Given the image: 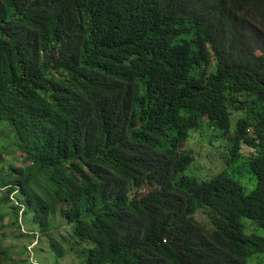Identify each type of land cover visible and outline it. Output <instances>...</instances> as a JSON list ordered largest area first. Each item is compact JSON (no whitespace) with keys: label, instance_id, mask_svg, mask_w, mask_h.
Listing matches in <instances>:
<instances>
[{"label":"trees","instance_id":"1","mask_svg":"<svg viewBox=\"0 0 264 264\" xmlns=\"http://www.w3.org/2000/svg\"><path fill=\"white\" fill-rule=\"evenodd\" d=\"M0 166V264H264V0H0Z\"/></svg>","mask_w":264,"mask_h":264},{"label":"rangeland","instance_id":"2","mask_svg":"<svg viewBox=\"0 0 264 264\" xmlns=\"http://www.w3.org/2000/svg\"><path fill=\"white\" fill-rule=\"evenodd\" d=\"M210 133V131L204 129L198 139H193L194 145L191 147L194 155V161L184 172L186 175L195 176L198 179H208L212 176L213 169L218 167L216 164L218 154L220 153L222 155V146L224 144L221 141H214V139H212L210 136ZM197 136H199L198 133ZM241 151L244 154H248L250 149L247 146H243ZM9 163L13 164V161L10 160ZM214 172L216 173V171ZM250 178L251 176L248 172H243L238 177V181L242 184L245 192H249L254 185L253 177L251 178L252 180ZM6 222H8V219H6ZM25 226L26 231L34 230V228L28 226L27 224H25ZM23 231L24 230H22V232ZM9 232L11 237L6 240L7 245H11L15 252L17 249H21L18 250V252H23V256L27 257L26 250H28L29 245L34 242V236L29 234L26 237H20V232L17 229L10 230ZM44 239L45 238L41 235L39 238L40 243L38 242L37 246L35 247V257L37 258L39 264H72L67 258L64 260H58L55 258L54 254L50 252L48 244ZM41 246L45 250L42 251L40 249Z\"/></svg>","mask_w":264,"mask_h":264},{"label":"built area","instance_id":"3","mask_svg":"<svg viewBox=\"0 0 264 264\" xmlns=\"http://www.w3.org/2000/svg\"><path fill=\"white\" fill-rule=\"evenodd\" d=\"M37 244V241H34L31 245H29L28 247V251H29V261L30 264H39L37 258L34 255V251L33 248L34 246Z\"/></svg>","mask_w":264,"mask_h":264},{"label":"clouds","instance_id":"4","mask_svg":"<svg viewBox=\"0 0 264 264\" xmlns=\"http://www.w3.org/2000/svg\"><path fill=\"white\" fill-rule=\"evenodd\" d=\"M34 241H37V244H38V237H34V239H33ZM37 244L34 246V248H33V251H34V255H35V247L37 246ZM27 252H28V254H29V251L28 250H26Z\"/></svg>","mask_w":264,"mask_h":264}]
</instances>
